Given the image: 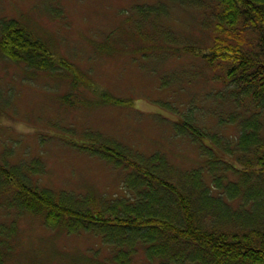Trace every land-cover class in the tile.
<instances>
[{
    "label": "rangeland",
    "instance_id": "1",
    "mask_svg": "<svg viewBox=\"0 0 264 264\" xmlns=\"http://www.w3.org/2000/svg\"><path fill=\"white\" fill-rule=\"evenodd\" d=\"M158 2L0 0V19L23 21L58 62L74 68V73L32 74L25 64L0 56V153L6 148L12 164L39 162L34 185L94 197L128 196L121 170L69 145L85 141L80 135L87 131L117 138L145 154L161 152L185 169L200 167L207 157L191 133L193 138L174 125L179 119L196 118L200 128L235 143L238 126L221 125L212 111H204L215 107L213 100L202 98L223 86L212 82L214 76L222 79L221 69L185 49L211 44V8L165 0L163 14L155 20L149 17L147 28L137 34L134 5ZM157 31L173 46L160 41ZM177 45L178 55L173 53ZM75 75L80 77L77 90ZM204 145L227 158L224 146L210 139ZM12 220L0 207V225ZM9 239L14 259L9 264H86L93 252L102 259L115 250L99 235L53 231L29 214L18 221Z\"/></svg>",
    "mask_w": 264,
    "mask_h": 264
},
{
    "label": "trees",
    "instance_id": "2",
    "mask_svg": "<svg viewBox=\"0 0 264 264\" xmlns=\"http://www.w3.org/2000/svg\"><path fill=\"white\" fill-rule=\"evenodd\" d=\"M170 1L211 8V44L205 49L185 45V49L221 69L222 79L214 76L212 82L223 86L202 98L213 100L215 107L204 111H212L221 125L238 126L235 143L200 128L195 117L194 122L190 116L179 119L174 125L184 135L191 133L207 157L200 167L185 169L161 152L145 154L101 132H84L80 138L85 141L76 139L69 145L123 172L128 196L115 198L34 185L39 162L12 164L11 154L2 149L0 207L14 221L0 225V264L14 260L9 238L26 214L39 216L50 230L91 232L114 247L102 259L93 252L86 264H264V0ZM165 7V0L134 5L137 34L147 28L149 17L157 19ZM22 22L14 17L0 19L1 57L25 64L32 74L74 73ZM158 34L160 41L173 46L162 32ZM174 48L178 55V45ZM75 76L77 90L80 77ZM205 139L224 146L227 158L215 155L204 145ZM135 258L141 262H134Z\"/></svg>",
    "mask_w": 264,
    "mask_h": 264
}]
</instances>
